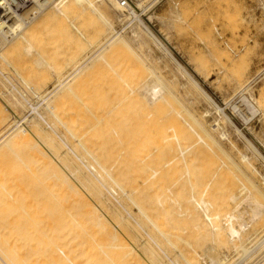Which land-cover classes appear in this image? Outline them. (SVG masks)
<instances>
[{
    "label": "rangeland",
    "instance_id": "1",
    "mask_svg": "<svg viewBox=\"0 0 264 264\" xmlns=\"http://www.w3.org/2000/svg\"><path fill=\"white\" fill-rule=\"evenodd\" d=\"M130 1L133 3L134 6H137V5L140 6L139 10H141V11L140 12L136 11L137 15L147 25L149 30H151L153 32V34L157 38H159L161 42H163L166 45V47L169 49L171 54L166 53L162 48H160V46L158 47V45L155 43L154 39L148 34V32H146V30H144L145 28H143V26L140 25L141 23H138V21L135 19L133 21L132 16H128L127 12H122L124 14V17L119 18L121 13L114 10L113 8H111L110 11L105 12V10H103L104 8L102 9V7L100 6L99 11L101 10V12H93L92 13L91 11L88 10V12L87 11H86V13L84 12V15H83V12L81 14L79 13L81 16L77 12H70L69 13L70 15L68 14L69 15L68 18L67 17L64 18L65 20L64 19H62V20L61 19H53L51 21L49 20V24H47L43 28V30L37 34L39 36H36V38H35L36 40H34V38H32L33 40L31 39V41L33 42V45H32L33 47H32L31 51L33 53L32 52L31 53L26 52L24 50V48H21L23 46H21V47L14 48L13 51H10L11 53H8L5 55L6 59H8L7 61L10 63L12 68H14L16 70L17 73H15V74L16 75L18 74L17 77L13 73V71L9 68V66H6V63L0 62V64H1L0 65V72H2L0 75L2 76L4 74L5 76L9 77V81L11 83V84L7 83L6 85L7 86H8V84L13 85L17 89V91H14V90L12 91V94L15 95V96H13L11 93L7 94L8 91H5L7 88L4 89V87L2 85H0V89L4 90V92H6L4 94V96L6 97L4 99L5 102L6 101L8 102L10 100L9 102L10 103L12 102L14 105V106H12L11 105L12 103L11 104L6 103V105L8 104V106H9V108H8L9 113L7 112L9 119L13 118L15 120H19L22 118V116H25L30 109V107H28L29 105L27 106L26 103H24V105H22L18 102L17 103L14 102L16 100V99L13 100L14 97L15 98L17 97V99H19V98H21V95L23 94L22 96H25L26 98L28 97L29 98L28 100L34 106L41 104L36 99V97L30 93V91L27 89V86H32L34 88V91L39 92L40 96L47 95V93L50 92L51 90H53L54 87L56 86V77L57 76H62L65 78L69 74L67 72H70V70H71L70 66L72 67V62H74L75 59H76L75 61L79 60L76 62V64H79V63H81V61L87 59L88 57H90V56L93 57L94 54H97V51L99 50V48H101L102 45L107 41V39H109L110 36L114 34V32L111 31L110 28L108 27L109 25L112 24L111 27L113 28V30L115 32L116 31L121 32V36L125 38V39L124 38L123 39L126 42L123 44L122 43L114 44L115 48L113 45L111 47V48H113L112 50L110 48L108 49L109 51L105 50L103 52V54H101L102 58L97 57V58H99V59H97L94 55L95 60H92V62L90 63V65L92 67L88 66L89 68L84 69L85 71H82L81 74L78 76V78L76 77V79H74L76 81V83H75V81L70 82L68 84V85H70L72 83L70 86H65V88H62L63 90L61 89V91L59 90L57 93H55L53 95L54 97H52V100H50L49 105L52 106L55 110V111L52 110L53 115L56 113V116H58L59 119H55L56 116L53 117V115L51 114L52 111L50 113L48 112L47 108L45 107V103L38 105L39 107L37 106L38 107L37 111L40 112L39 114H41L45 120L47 119L46 122H48L49 124H51L52 127H54V130L56 131V133L61 135L63 140L66 142L67 146L69 148L72 147L71 149L80 157V159H81V157H83V159L85 161L83 159H81V161H84L85 163H88V164H92L95 166V168H97V166H96L97 164H95L92 161V159H90L89 155H87L82 150V148L80 146H77L79 144V143L76 144V142H78V140H77L78 138H79V140H81L80 141L81 145L84 144V145H87V147H89L91 145L90 146L91 151L92 150L95 151V153H93L94 151H92V153L94 154V157H96L95 155L97 153H99V154H97L99 156V157H97V160L99 159L100 161H102V163L105 161L103 163V165L105 167L106 166L108 167V170L110 173H111V171L114 173V174L111 173L112 175L116 176L119 174L118 176L123 175V177H124L125 173H126V177H124L126 179L128 178V176H127L128 174H131V176L130 175L129 176L132 178V174H135V173H138L141 177L140 173L144 172L145 173V174L143 173L144 175L151 174L152 171H154V169L155 170L156 169L157 170L158 169L167 170L165 165H164V163L167 161L166 158L169 159V157H170V156L166 157L167 154L162 155L160 157L161 159L157 160V161H159V164H156L158 162H156L154 164L155 166L158 165L159 168H156V167L153 168L152 164L154 162H152V164L150 165L151 162H149V161L151 160L150 158L152 157V155H154L153 158L156 157L155 154L157 153V151H156L157 146H155V145H157L156 144V142L158 141L157 139H160L159 137H161V136H158V138H156V137L154 138V136H155V134L158 135L157 132L159 133V130L161 128L163 129L164 134L166 132L167 135H171L172 132L170 131V126H175V128L173 127L174 129H176V127L178 126L177 129H179V130H181L180 129L181 127H184V129H182V130L189 132L188 134L190 137L189 138L188 134H187V136L185 137V141H189V144H190V141H191V143L195 142L193 145L194 148L192 151L195 150L197 155L196 154L193 155L194 157L191 156V157H193V159H190L191 162H193V160H194V162L192 163L191 166L194 165L193 167H196L197 172H199V171L204 172V173L200 172V174H202L203 177L205 176V178H206L205 180L209 179L210 176H212V175H215L214 179H216V177H217V179L214 180L215 182L212 181V183H213L212 186L214 185L213 186L214 188L216 186L219 188H220V186L221 187L224 186V187H222V190H221V191H223V189H224V191L222 193L219 191L221 199L223 198V200H225V198H227V197H225L224 194L226 191H227L226 195H227V193H229L230 190H228V189H229V187H231V185H232V188L235 187V188H233V189H235V191H236V189H237V191H239V189L242 187L241 185H243L244 183H247L246 180H244V178L242 177L246 173L245 176L246 177L249 176L250 179H252L251 181L252 182L254 181V183H256V185H258L259 189H262V190H260L262 193H261V196L260 195L258 196V200L261 201L260 204L263 205L264 204V196H263L264 195V186H263L264 185V183H263L264 182V0H130ZM69 2L71 4V0H70L67 2L66 5H69ZM137 2L138 3L140 2V3L138 4ZM135 3H137V5ZM90 13H91V15H90ZM88 15H89V17H88ZM99 15L100 16L103 15L102 18H100ZM96 16H98V17H96ZM81 17L83 18L82 20H81ZM106 22H107V24H106ZM127 23H128V25L129 24L130 25L125 26ZM73 25H76L80 29L81 33L83 32L82 36H80L75 31V29L73 28ZM53 27H54V29H53ZM94 38L96 40H94ZM94 41H95V43H94ZM30 44H32V43L30 42ZM124 45H125V47H124ZM38 47H39V49H38ZM21 49L24 51H22ZM81 49H83V50H81ZM111 51H113V52L115 51L114 53H112L113 55L111 54ZM108 52H109V54H108ZM38 55H40V57ZM110 57H112V58L115 57L116 60L114 59V62H113V59ZM40 58H42V60H44L43 64H39ZM106 59H108V60H106ZM109 59H112V60L110 61ZM36 60L38 61V64H36V62H37ZM103 60L105 63H103ZM66 62H68L69 64L67 63V65H66L65 64ZM70 63H71V65H70ZM112 64L113 65L115 64L117 67L115 65L113 66ZM122 65H123V67H122ZM65 66H68L69 68H67ZM113 70H115V71H113ZM102 72H104V73H102ZM64 74H65V76H64ZM97 74H99V75H97ZM111 75L113 77H111ZM3 76L1 77V79H3ZM62 77H60V78H62ZM21 79H23L25 81V84L27 86L24 85V83H23V81H21ZM77 79H78V82L79 83L81 82L82 84L77 83ZM96 79H97V81H96ZM95 81H96V83H94ZM84 82L86 84H88L89 87H88V85H85ZM0 83H1V81H0ZM161 83L163 84V86ZM153 84L161 85L160 88L162 87V89H163V90L160 89L162 92L160 91L161 95H159L158 99L156 100V103H154L155 101H152L150 96L145 92L149 87H152ZM10 85L8 87H10ZM79 85H80V87H79ZM76 86H78V88ZM74 87H76V88H74ZM72 88L75 90L77 89V91H74V90L72 91L71 90ZM69 91H71V93H69ZM15 92L17 93V95ZM67 93L69 95H67ZM19 95H20V97H19ZM67 97H68V100H67V102H65V99H67ZM242 97H245L248 101H250L251 104L254 103V106H255V108H257L256 110L258 111L254 116L250 117L251 119L247 123L246 122L244 123V121L240 119L239 115L236 112L232 111L233 105L235 106L236 104H237V107H239L240 111H242L243 109L245 110V106H241V103H238L242 99ZM55 99L57 101H55ZM58 99H60L61 102ZM70 99H71V101H70ZM53 102H55V103H53ZM57 102H58V105L56 107ZM137 103L139 104L138 106H137ZM72 104H74V105H72ZM21 106H23V107H21ZM140 107H141V109H140ZM126 109H127V112H125ZM162 109L164 110L163 112H161ZM219 109L221 110L220 112H219ZM141 110H143V111H141ZM159 112H161V113H159ZM244 112H246V110ZM81 113H82V115H81ZM124 113H126V114H124ZM206 113L208 115H206ZM177 114H178V116H177ZM160 115H162V116L160 117ZM190 115H192L194 118L195 117L196 118L194 119ZM59 116H61V117H59ZM102 116H103V118H102ZM120 117H121V119L123 117V119L121 120ZM190 117H191V119H190ZM60 118H61V120H60ZM70 118H72V119H70ZM130 119H133V120L131 121ZM59 120L60 121L63 120L62 121L63 123L67 122L66 126L64 123V126H65L64 129L62 128L63 127L62 122H59ZM10 121L12 122V120H10ZM132 122L135 125L132 124ZM109 123H110V125H109ZM215 123H217V126L214 127L215 128L214 130H212L211 125H214ZM67 124H68L69 128L67 127ZM122 124L124 126L126 124V126L124 127ZM181 124H183V125H181ZM199 124H201V126L205 127L211 133L213 138L216 139L215 141H217V143L220 145L221 149L217 150V149L212 148L213 151L208 150L211 148L209 146H207V144H206L207 142H205L206 140L201 141V142L198 141V143L196 142L199 139V138H197V135H198L197 133L201 130V129H198ZM25 125H27V124L24 123L23 126H25ZM196 125H198V126H196ZM44 126H46V125L44 124ZM73 126H75V127H73ZM79 126L81 129L79 128ZM129 126H130V128H129ZM131 126H132V128H131ZM166 126H167V128H166ZM191 126H193V128ZM66 127H67V129L71 128L72 130H74L73 132L76 131L75 133H76L78 138H76L75 140H77V141H75L67 133ZM194 127H195V129H194ZM73 128H75V129H73ZM190 128L192 130H190ZM195 130L196 131L198 130V132H196ZM192 131H195V132H192ZM126 132H129L130 134L126 133ZM200 132H202V131H200ZM143 133H145V137L142 136V135H144ZM192 133L196 134L197 140L195 138H193L195 135H193ZM139 134H142V135L139 136ZM153 134H154V136H153ZM164 134L160 133V135H164ZM166 134H165V136H166ZM202 134L203 133H201V135ZM94 135H95V137H94ZM126 135H128V137H126ZM137 136H139L140 140L137 139ZM149 136H151L150 138L152 141H150ZM83 137H85V138H83ZM131 137H133L132 140H134V141L131 140L132 144L134 142L136 146H139L141 144H142V146L137 147V149H136V146L134 144H133L134 146L132 144H131V146H128L127 144L130 143L129 140L131 139ZM140 137L141 138L144 137L145 139H143V140H145L146 142L142 141ZM198 137L203 138L204 135L200 136V134H199ZM125 138H127V141H125L126 140ZM146 138H149L148 139L149 141L146 140ZM83 140H84V143L82 144ZM135 140L138 142H136ZM140 141L142 143H139ZM143 142L146 144L143 145ZM153 142L155 143V144H153L155 146L153 148H156L154 150L152 149V146H151L152 145L151 143H153ZM58 143L61 146L63 145L60 142H58ZM149 144H151V145H149ZM185 144H188V142H186ZM117 146H119V147H117ZM146 146H148L147 148L149 150L146 148V152H145V149H143V148ZM150 146H151V148H149ZM74 147H76V148H74ZM129 147H133V148L135 147L134 151H132L133 148H131V152H129L130 151ZM140 147L142 148L141 152L139 151L141 149ZM207 147H208V149H207ZM1 149H3V148H1ZM14 149L15 148H12L11 150L15 154L16 153L18 154L17 149H15L16 152L14 151ZM66 149H67V147H66ZM66 149H65V146L63 145L61 150L64 151ZM88 150H90V149H88ZM9 151H10L9 149L4 150V151H2V150L0 151V153H1L0 155L3 156V157L0 156V172L2 174L4 173V175H2L0 173L1 174L0 175L1 176L0 177V182H1V184H0V188H1L0 189L1 190L0 191L1 192L0 193V199L1 198L3 199V200L1 199V202L2 201L3 202L8 201L10 194H8V195L6 194L9 197H6L7 200H5L6 199L5 197H3V196L1 197L2 191H4L9 186V184H8L9 181H12L17 186L18 184L14 182V181L17 182L16 178L17 179L22 178V182L23 181H24V183L26 182L25 184L24 183L21 184V180L20 179L18 180V182L20 181L19 184H21V187H24L26 190H24V189L20 190L21 189L20 187H19L20 189H18L17 187L19 185L17 187L15 186V188L18 189L17 190L18 192L23 191V190L26 192V194L28 195V197L26 196L27 200L30 202H28L26 199H22V200H26L27 204L28 203L30 204L32 201L34 202L35 201L34 199H36V198H40L43 200V199H46L48 196H50V195H48L49 194L48 192L51 193V191H50L51 188L49 187V185H51V184L48 182H50V181L52 182V180L49 179V177L47 176V173L44 170H41V168L39 166L38 167L40 169L37 167V165L35 166L33 160L30 161V159L27 158L28 156L24 157L23 154H20V156H22L20 158L21 159L20 160L19 158H16L14 153H11L12 151L11 152H9ZM115 151H117V153ZM138 151H139V154H137ZM154 151L156 153H154ZM197 151H199V152H197ZM4 152H5V154H4ZM66 152H67V150H66ZM106 152H108V153H106ZM135 153L138 156H136ZM141 153H144L145 155L141 154ZM81 154L83 156H81ZM68 156L70 158L73 157L72 155H70V153H68ZM243 156H245V158H243ZM123 157H125L124 158L125 161H124ZM195 157L197 158V160ZM11 159H13V160L11 161ZM87 159H89V160H87ZM115 159H116L117 163L120 162V164L121 165L123 164L124 167L121 166L120 164H117ZM127 159H128V161H127ZM132 159H133V162H132ZM195 160H196V162H195ZM243 160H244V162H243ZM27 161H29V162L27 163ZM231 161L233 162V165L231 164L232 163ZM5 162H7V166H6ZM9 162H11V163H9ZM125 162L127 165L125 164ZM127 162H129V164ZM197 162L199 163L200 166L197 164ZM234 162H235V164H234ZM102 163L100 162V165ZM247 163H249V164H247ZM20 164H21V167L19 166ZM26 164L28 166H29V164H31L30 165L31 167L30 166L29 167L33 168L32 169L33 173H31L32 172L31 169L26 170L27 169V167H25ZM8 165H11L10 166L11 170H12V168L17 167L16 169L17 170L19 169V173H17V171H14V173H13V171L10 172V170H9L10 168L8 167ZM141 165H142V169H141ZM195 165H197L198 167ZM210 165H211V167H210ZM126 166H128V167L126 168ZM134 166H136V168H138V169L140 167L141 170H137V169L134 170ZM235 166L237 167V169ZM2 167L6 170H9V171L5 170L6 171L5 172ZM113 167L116 170L113 171ZM119 167L120 168L122 167V168L120 169ZM36 168H37V170H36ZM130 168H132V169H130ZM199 168H200V170H199ZM204 168H205V170H204ZM110 169H111V171H110ZM192 169H190V171H192ZM214 169H216V170H214ZM97 170H100V168L98 167ZM24 171H25V173H24ZM27 171H28V174H27ZM139 171H141V172L139 173ZM215 171H216V174H215ZM241 171H243V172H241ZM249 171L251 172V174L253 176L250 175ZM21 172H23V173H21ZM100 172H101V174H103L101 170H100ZM115 172L116 173L118 172V173L115 174ZM180 172L182 174L183 170L181 169ZM180 172L177 171L176 175L181 176ZM194 172H195V170H194ZM6 173L8 175L11 173V175H9V178H8V175L6 176V178H8V179L4 178ZM135 175H133L134 179H136L134 177ZM28 176H29V178H28ZM174 176L175 175H173L171 177V179L173 178V181L175 180V178H178V176L177 177L175 176V178H174ZM226 176H227V178H226ZM12 177H14V178H12ZM103 177L105 178V176H103ZM144 177L145 176H143L141 178L143 179ZM146 177H148V175H146ZM10 178H12V179L10 180ZM43 178L44 179L47 178L49 181H47V179L44 180ZM13 179H15V180L13 181ZM138 179H140V178L138 177ZM138 179H136L135 185H134L132 179H131V182L133 184H130L131 182L129 181L130 180L129 178H128V181L126 180L128 183L130 182L129 184H127L129 187V189L127 188L128 194L131 192L130 187L132 185L136 186V184H138V186H139L138 182H140V184H142V185L145 184V182L142 183ZM144 179H143V181H144ZM171 179H170V175H169L166 178V180L164 181V187L165 188L169 187L173 191L174 187H177V186H176V182L174 183ZM226 179H229V180H226ZM3 180H5V181H3ZM105 180L108 183V185H111V182L108 181L109 180L108 178L104 179V181ZM225 180H226V182H225ZM27 181L30 185H28ZM168 181H170V182H168ZM228 181H229V184H228ZM127 182H125V183H127ZM171 182H173V183H171ZM6 183L8 185H6ZM13 183L11 185H13ZM32 183L36 186L33 187L34 185ZM38 183L41 184V186ZM2 184H4V185H2ZM227 184H228V188H227ZM1 185L3 187H1ZM129 185H131V186H129ZM173 185H175V186L173 187ZM185 185H187V184H185ZM27 186H30V187H27ZM112 186H114V185L112 184ZM138 186H136L137 190L135 189V192L137 191V193H135V198H136V202H137V199H139L138 203H140L141 207H143V205H144V207L146 206L144 212H146V210H147V213H145V214H147L148 216H151L150 214L155 215V216H152V218L155 219L157 223H159V220L161 219V217H162V220L165 218L164 221H162V222H163L165 228L168 229L167 230L168 232L170 231V229L174 230L175 234L173 233V235H176V234H177L176 236L181 235L180 231H182V228H183L185 230V232H187V233H184L182 231L183 232L182 235L184 237L183 236H181V237L183 239L187 240V242H191L193 240L192 241L193 243H190V244L195 248L194 251H196V249L198 250L194 254L199 255L200 252L202 253L201 250H203V248L201 249V247H200L201 244H199L200 242H198V241H200L201 236H199L200 234H197V233H195V231L192 230V227H194L195 222L192 219V217L188 215L187 212H184V210L186 211V209L189 207L186 199L176 196L175 192H174V194L171 195V197L174 195V198H171V200L173 199V202L177 201L178 199L175 198V196H176L183 203H181V201H177V202L173 203L172 201L169 202L170 201L169 200L166 203L167 206L165 205L166 207H163L164 205L161 206V207H163V209L162 208L159 209V207H160V204H159V206H158L159 210H158L157 204H155V202H153V201L151 202L150 197H148L149 196L148 194L150 192L148 190V188L146 191L145 186H139V187ZM10 187L11 186H9L8 188H10ZM183 187H184V185H183ZM185 187H186L185 189L187 190L188 186H185ZM2 188H3V190H2ZM115 189L117 191L116 187H115ZM14 190H11V191L14 192ZM41 190H43V191H41ZM131 190H132V188H131ZM187 191H185L183 189V192H186V194L188 195ZM4 192H8V189H7V191L5 190ZM13 192H11L12 198L10 197V200L12 201L14 199L13 201L14 202L16 201V203H15L16 206H18V204H20V203L25 204V202H23V201L22 202L20 201L19 203L17 202L19 199H21L22 196H24L23 193H25V192H19V194H16L17 196L15 195L16 197L14 196V194H12ZM145 192H148V194ZM166 192H167V190H166ZM181 192H182V190H181ZM43 193H44V195H43ZM52 193H54V192H52ZM118 193L120 194L121 192L118 190L117 196L119 195ZM138 194L139 195L141 194L140 196L142 197V199H141V197H139ZM146 194L148 195L147 197L149 199V202H148V199H146L147 197H145ZM242 195H240V196H242ZM4 196H5V194H4ZM37 196H39V197H37ZM45 196H46V198H43ZM119 196L123 201L126 200V202H123L121 204L123 207H125L126 210H128V212H130V214L132 216L131 219L129 218V220L131 221L130 225L133 226V228H135V230H136L135 234L137 235V233H138V235H139V236L137 235V237L135 238V235L133 234L134 232L131 231L132 235L134 237V240H135L134 242L138 245L137 249L140 252H142V254L144 255L145 252H143L142 249H140L145 245L144 242L149 243V245L156 248L155 245L151 241L148 240V238L146 236L148 234L149 236H151V238H153L155 243L159 244L161 250H163L167 256L169 255L170 258L173 257V260L175 262L177 260L176 263H178V264L179 263L184 264L183 262H181V260H178L180 258H177V256L174 254L173 251L171 252V249H169V247H167L168 245L165 244V242L163 240L161 241V239H159V236L157 235V233L154 232V230H152V228L150 227V225L148 224L146 219L142 216V214L138 211V209L134 207L133 203L131 205V203L128 201L129 198L125 197V196L123 198V196L121 194ZM14 197L15 198L18 197V199H15ZM48 198H49L48 200L47 199L44 200L45 201L44 202L45 204L43 203L44 206L42 205V203L39 204V205H42V207H44V209H43L40 206L41 210H43L44 212L42 211L43 212L42 216H38L39 215L38 214L36 217H38V218L40 217V219H42V221H44V220L46 221L50 218V217L48 218V215L51 213L47 210V207L49 210H51L52 206L50 205L51 207L49 208V204L50 203L52 204L53 202H49V201H53L54 199L52 197H48ZM109 198H111V197L109 196ZM131 198H133V197H131ZM30 199H32V201ZM143 199L146 201H144ZM174 199H177V200H174ZM39 200H36V203H34V204L36 205ZM122 200H120V202H122ZM60 201L63 203V201H64L63 198ZM112 201L115 202L113 199H112ZM1 202H0V206L2 204ZM14 202L12 203L13 205L12 204L10 205L8 203L10 205L9 208H11L13 206L15 208V209L13 208L14 210L12 208L9 209L13 215H15L18 212L17 210H19L18 209L19 206L16 208L14 205ZM33 202L31 203L32 205H33ZM48 202H49V204H48ZM38 203H40V202H38ZM148 203H150L151 205H149ZM168 203H170V205ZM176 203H178L179 205L177 206ZM184 203H186V205H184ZM3 204H7V202H5ZM46 204H48V205H46ZM55 204H57V207L60 206V205L58 206V203H55ZM64 204L68 205L67 201ZM114 204H117V203L115 202ZM171 204H173V206ZM180 204H181V207H180ZM65 205H63L64 209L67 207ZM249 206L250 205L248 203L243 204L240 208V212L238 213L239 215L241 214V216H242V217L238 218V220L240 221V223L244 224V230H242L240 232L241 241L239 243L235 239L236 241L234 240L232 242L233 244L238 243L239 245L242 246V248L244 247L243 249L245 251H247V253H246L247 255L243 254L244 252L241 251L242 249H238L236 252H235V250L233 251V249H230L229 251H226V250L224 251L222 249H218L217 247H215L211 240H209L207 243L205 242L206 245L209 243L208 246H214L220 252L222 250V252L220 253L222 257L227 255L228 259L223 264H264V231H263V228L261 230V228L259 229V226H258V221H259V219H261V217L264 216V213H263V215L255 218V221H256V223H255L254 219L251 218V214H252L251 210L253 208L250 209L251 206L250 207ZM40 207H39V209H40ZM144 207H143V209H144ZM184 207H185V209H184ZM60 209L62 210L63 208L60 207ZM68 209H71V208L68 207ZM4 210H8V209L4 208ZM54 210L56 211V209H54ZM54 210H52V211H54ZM59 210H58V213H59ZM61 210H60V212H61ZM153 210H154V212H153ZM157 210H158V213H157ZM196 210H197L196 211L197 215H200L199 212H201V210L199 208ZM1 211H0V216H1ZM38 212L40 213L41 211H38ZM48 212H49V214H48ZM122 212L124 215H126V213L123 210H122ZM163 212H165L167 214H165V213L163 214ZM178 212H179V214H178ZM11 213H9V216L7 215L8 213L7 214L5 213L7 215L5 218V219H7V221L3 220L4 219L3 216H1V217H3V219L0 217V219H2V220H0V224L2 223L0 225V228L3 227L4 225L9 227V228L11 226L12 227L14 226L16 229H17L16 226H18V228H19V226L22 227V225H20V224H22L23 221H25V218L22 222L20 221L21 223H19L18 219H21V218H17V215L19 213H17L15 215L16 217L13 216ZM61 213H63V211ZM2 214H4L3 211H2ZM54 214H52V215H54ZM185 214H186V216H185ZM187 216L189 218H187ZM36 217H35V219H33V222H34V220L37 219ZM45 217L47 219H45ZM59 217L62 218V216H60V214H59L58 218ZM221 217L223 218V216H221ZM14 218H15V221L12 220ZM28 218H30V217H28ZM28 218H26V219H28ZM32 218H33V215L31 216L30 220ZM52 218H54V217H52ZM55 218H56V214H55ZM58 218H56V219H58ZM222 218H220V219L222 220ZM157 219H159V220L157 221ZM30 220H26V223H27V221H30ZM134 220H135V222L138 223V225L140 227L135 224ZM37 221H39V220H37ZM16 222H18L17 225H16ZM31 222H32V220H31ZM224 222H222V223H224ZM140 223H142V224H140ZM186 223H188V225H189L188 227L186 225H184ZM30 224L31 223L29 222V225ZM29 225L28 224L26 225L27 229H28ZM32 225H31V227L29 226L30 229H34V225H36V222L33 226ZM190 225H191V227H190ZM225 225L223 224V226H225ZM23 226L25 227V225H23ZM253 226H254V228H253ZM24 227L22 229H24ZM9 228H6V229L9 230ZM36 228H37V226L35 227V229ZM257 228H258V231H257ZM2 229L4 230V228H2ZM2 229H1V231L3 232ZM7 230H4V231H7ZM24 230L27 231L26 228ZM24 230H22V231H24ZM175 230L176 231L179 230V233L175 232ZM28 231H29V229H28ZM131 232H129V233L131 234ZM3 234L7 235L5 232ZM170 234H172V233L170 232ZM193 234L194 235L196 234L195 235L196 237L193 236ZM188 240H190V241H188ZM139 245L140 246L143 245V246L139 247ZM158 250L159 249L156 248V251L159 253L160 251H158ZM99 253H100V256H102L101 252L98 251V254ZM201 253L197 257H194V255L192 253V256L196 259H194L191 255L188 254V256H189L188 259L189 260L193 259V261H195L194 264H210L207 256L204 255L203 253L202 254ZM147 255H145L143 257L146 258ZM160 255L163 258H165V256L162 255L161 252H160ZM161 256H160L161 260L164 261V259ZM201 257H202V259H201ZM102 258L105 259L104 256H102ZM147 259H148V256H147ZM203 259H205V260H203ZM109 261H106V263L103 262V264H111V263H109ZM166 261H167V258H166ZM139 262H142V261H139ZM128 263L138 264V262H134V261H130V262L128 260L125 261V264H128Z\"/></svg>",
    "mask_w": 264,
    "mask_h": 264
},
{
    "label": "bare ground",
    "instance_id": "2",
    "mask_svg": "<svg viewBox=\"0 0 264 264\" xmlns=\"http://www.w3.org/2000/svg\"><path fill=\"white\" fill-rule=\"evenodd\" d=\"M68 1H70V0H0V62L6 63V66H9V68L13 71L14 74L17 73L16 70L14 68H12V66L10 65V63L7 61L8 59H6V57H5L6 54L11 53L10 51H13L14 48L21 47V46H23L21 48H24V50L26 52L31 53L32 52L31 50H32V47H33L32 46L33 45V42L31 41V39L34 38V40H36L35 39L36 36H39L37 34L40 33L47 24H49V20L50 21L53 20V19H61L62 20L64 18H66V17L68 18V16L70 15L69 14L70 12H77L78 14L79 13L81 14L83 12V15H84V12L86 13V11L88 12V10L91 11L92 13L93 12H101V10L99 11V7L100 6L102 7V9L104 8L103 10H105V12L106 11H110L111 8H113L114 10L120 12L121 14H120V17L119 18H121V17L123 18L124 17V14L122 12H124L126 10L127 15L128 16H132L133 21L135 19V20L138 21V23H141L140 25H142L143 28H145L144 30H146V32H148V34L154 39V41L158 45V47L160 46V48H162L166 53L171 54V52L166 47V45L163 42H161L160 39L157 38L153 34V32L151 30H149V28L147 27V25L137 15V12L136 11H139V12L141 11V10H139V7L140 6L137 5L138 2L135 3L137 6H134L133 3L131 2V4H129L127 7H123V6H121L122 0H71V4L69 2V5H66ZM90 15H91V13H90ZM102 16L99 15L100 18H102ZM88 17H89V15H88ZM96 17H98V16H96ZM82 19L83 18L81 17V20ZM128 23L125 26H129L130 24L128 25ZM106 24H107V22H106ZM111 25H109L108 27L110 28L111 31L114 32V34L111 35L109 39H107V41L102 45L101 48H99V50L97 51V54H94L96 58L97 57L102 58V55L101 54H103V52L105 50H108L109 48L112 50L113 48H111V47L114 44H116V43H122L123 44V43L126 42L124 40L125 38L121 36V32H118V31L115 32L113 30V28L111 27ZM73 28L75 29V31L80 36H82V33L83 32L81 33L80 29L76 25H73ZM53 29H54V27H53ZM94 40H96V39L94 38ZM30 42L32 44H30ZM94 43H95V41H94ZM124 47H125V45H124ZM114 48H115V45H114ZM38 49H39V47H38ZM24 50H22V51H24ZM81 50H83V49H81ZM114 52L111 51V54L114 53ZM108 54H109V52H108ZM94 55H93V57H94ZM38 56L40 57V55H38ZM93 57L90 56L87 59L81 61V63H79V64H76V62L79 61V60L75 61L76 60L75 59L74 62H72V67L70 66V69H71L70 72H67L69 74L65 78L62 77V76H57L56 77V86L54 87L53 90H51L50 92L47 93V95H44V96H40L39 92L38 91H34V88L32 86H27L25 84V81L23 79H21V81H23L24 85L27 86V89L30 91V93L32 95H34L36 97V99L39 101V103H41V104L42 103L43 104L45 103V107L47 108L48 112L50 113L52 110H54V108L49 105L50 100H52V97H54L53 95L55 93H57L59 90L61 91V89L62 88H65V86H70L72 84L71 83L70 85H68L70 82L75 81L74 79H76V77L78 78V76L81 74V72L82 71H85L84 69L89 68L88 66H91L90 63L92 62V60H95V57L94 58ZM99 58H97V59H99ZM110 58H112V57H110ZM112 59H113V62H114L115 57L112 58ZM112 59H109V60L111 61ZM39 60H40L39 61V64H43L44 63V60H42V58H40ZM106 60H108V59H106ZM67 63L68 62H66L65 64L67 65ZM103 63H105L104 60H103ZM36 64H38V61L36 62ZM70 65H71V63H70ZM65 67L69 68L68 66H65ZM122 67H123V65H122ZM113 71H115V70H113ZM1 73L2 72H0V74ZM102 73H104V72H102ZM17 75H16V77H17ZM97 75H99V74H97ZM64 76H65V74H64ZM1 77H0V81H1L0 85H2L4 87V89L7 88L5 90V91H8L7 94H9V93L12 94V91L13 90L14 91H17V89H16L15 86L10 85L11 83L9 81V77H7L5 75L3 76V79H1ZM60 77H62V78H60ZM111 77H113V76L111 75ZM96 81H97V79H96ZM96 81L94 83H96ZM7 83H10V84H8V86L10 85V87H8L6 85ZM75 83H76V81H75ZM77 83H79L78 82V79H77ZM85 85H88V84L85 83ZM160 86L161 85H158V84L155 85V84H153L152 87H149L145 91L150 96L151 100L152 101H155L154 103H156V100L158 99L159 95H161L160 94L162 92L161 90H163L162 87L160 88ZM162 86H163V84H162ZM76 87L78 88V86H76ZM76 87H74V88H76ZM79 87H80V85H79ZM88 87H89V85H88ZM71 90L72 91L73 90L74 91H77V89L75 90L73 88ZM5 93L6 92H4V90L0 89V151L1 150L4 151V150L9 149L10 150L9 152H11L12 151L11 149L12 148H15V149H17L18 154L17 153L15 154L13 151L11 153H14L15 156H16V158H19L20 159L22 157V156H20V154H23L24 157L25 156L26 157L28 156L27 158H29L30 161L33 160L35 166L36 165H37V167L39 166L41 168V170H44L47 173V176L49 177V179L52 180V182L51 181L48 182V183L51 184V185H49V187L51 188V189L49 188L50 191H51V193L48 192L49 193L48 195H50L48 197H52L54 199L53 201H49V202H53L52 204L51 203L49 204V202H48V204H49V208L51 206H52V208L53 207L54 208L53 209L51 208V210H49L48 207H47V210L51 213V214H49V212H48V214H49L48 215V218L49 217L50 218L48 220H46V221L45 220L42 221V219H40V217L38 218L36 216L38 214H39L38 216H42V213L44 211L41 210V207H42V205L44 206V204H45L44 203L45 202L44 200H46V199L48 200L49 199L48 197L46 198L47 195L45 197H43V198H46V199H43V200L40 199V198H36V199H34L35 201L33 202L32 199H30L33 202V205L31 204L32 202L30 204L28 203L29 204L28 205L26 203V200H27L28 195L24 191L26 189L24 187H21V184L24 183V181L22 182V178L21 179L19 178L21 180V184H19L20 181L18 182L19 179L16 178L17 182L14 181L15 179H13V181L19 185V186L17 185L18 187L12 181H9L10 183L8 182V184L11 187L8 188L9 186L7 187L6 185H8V184L6 183L5 186L7 188L5 187L6 188L5 190L7 191V189H8V192L9 193L8 192H4L5 191L4 190V191H2L1 197L2 196L5 197V198L6 197H9V196H7L8 194H10V197H11V192H13L11 190H14V189L15 190L12 193V194H14V196L16 194H19V192H25V193H23L24 196L21 195L23 198L21 197V199H19L17 201L18 203L20 201L21 202L23 201V202H25V204L24 203L23 204H21V203L18 204V206H19L18 209L19 210L16 209L18 211V212L17 211L16 212L19 213L17 215V218H21L22 219V220L21 219H18V222L21 223L24 220V218H25V221H23L24 224L23 223L20 224V225H22V227L19 226V228H18V226H16L17 229L14 226H13L14 228L12 226L9 228V227H7L5 225L0 228V264H103V262L106 263V261H109V260H110L109 263H111V264H125V261H127V260L129 262L130 261L138 262V264H178V263H176L177 260L175 262L173 260V257L170 258L169 255L167 256L166 253L163 250H161L159 244L155 243L154 240H153V238H151V236H149L148 234L147 235L145 234L147 236L148 240L151 241L155 245V247L157 249H159L158 251H160L162 253V255L165 256V258H163L160 255V252L158 253L156 251V248H154L151 245H149V243H145L144 241L143 242H144L145 245L144 246L141 245L143 247L140 248V249H142L143 252H145L144 255L142 254V252H140L137 249L138 245L134 242L135 240H134V237L132 235V232H134L133 234L135 235V238L137 237L138 233L136 232L137 233V235H136L135 234V231H136L135 228H133V226L130 225L131 224L130 223L131 221L129 220V218L131 219L132 216H131L130 212H128V210H126L125 207L122 206L121 203L126 202V200L123 201L120 198V196H119L120 194L123 196V198H124V196L129 198L128 201L131 203V205L133 203L134 207L138 209V211L146 219V221L148 222V224L150 225V227L152 228V230H154V232L157 233V235L159 236V239H161V241L163 240L165 242V244L168 245V246L167 245L166 246L169 247V249H171V252L172 251L174 252V254L177 256V258H180L178 260H181V262H183L184 264H194L195 261H193L192 258H191L192 260H189L188 259V257H189L188 254L192 256V253H193L194 257H197V256L200 255L201 252L199 253V255L194 254L198 250L196 249V251H194L195 248L190 244V243H193L192 242L193 240L191 242H187V240H185V239H183L181 237V236H183L182 235L183 232L184 233H187V232H185V230L182 228V231L183 232L180 231L181 232L180 233L181 235H178V236H176L177 234L176 235H173L174 230L170 229V231L168 232L167 231L168 229L165 228V226H164V224L162 222V221H164L165 218L162 220V217H161V219L158 217L160 220L157 219V221L159 220V223H157L156 220L152 218V216H155V215L150 214L151 216H148L147 214H145V213H147V210H146V212H144L146 206L144 207V205L142 204L143 207H144V209H143V207H141L140 203H138L139 202V199H137V202H136L135 193H137V191L135 192V189H136V186H138V184H136V186H134V185H135L136 179H138V177L140 178L138 180H140L142 183L145 182V184L142 185V184H140V182L137 181L139 183V186H145L146 187L145 188L146 191H147V188L150 191L149 194H148V192H145V193H147L149 195L148 196L146 194L145 197H147V196L150 197L151 202L153 201V202H155V204H157V209H158L159 204H160L159 209L160 208L163 209V207H166L167 206L166 203L169 200H170L169 202H171V201L173 202V199L171 200V198H174V195L172 197H171V195L174 194V192H175V195L176 196L182 197V198L186 199L189 207L188 208L186 207L187 209H186V211L184 210V212H187L188 215L191 216L192 219L194 220L195 224H194V227H192V230L195 231V233L200 234L199 236H201V237H200V241H198V242H200L199 243V244H201L200 247H201V249L203 248V250H201V251H202V253L204 255L207 256V258L209 259V263L210 264H223L228 259L227 255L226 256H223V257L221 256L220 253L222 252V250L229 251L230 249H233V251L235 250V252H236L238 249H242L241 251L244 252L243 253L244 255L247 253V251H245L243 249L244 247L242 248V246L237 243V242L240 243V241H241L240 232L242 230H244V224L240 223V221L238 220V218H240L242 216H241V214L239 215L238 213L240 212L241 206L243 204H247L248 203L251 206V207L249 206L250 209L253 208L251 210V212H252L251 218L254 219V221H255V218L263 215V213H264V204L263 205L260 204L261 201L258 200V196L259 195L261 196V193H262L260 190H262V189H259L258 185H256V183H254V181L252 182L251 181L252 179H250L249 176L246 177L245 176L246 173L244 172L245 175H243L242 177L244 178V180H246L247 183H244L243 185H241L242 187L239 189V191H237V189L235 191V189H233L235 187L232 188V185H231V187H229V189H228V190H230L229 193H227V195H226V192H227L226 191L225 194H224L225 197H227V198L224 197L225 200H223V198L221 199V196L219 194V191L222 193L224 191V189H223V191H221V190H222V187H224V186H222V187L220 186V188L217 187V186H216L217 188L216 187L214 188L213 187L214 185L212 186V184H213L212 181L216 180L217 177H216V179H214L215 178V175H212V176H210L209 179L205 180L206 179L205 176L203 177V175L200 174V172H201V171H199L200 168L198 170L199 172H197L196 171V167H193L194 165L191 166L192 163L194 162V160H193V162H191L190 159H193V157H194L193 155L196 154V151L195 150L192 151L193 148H194L193 145H194L195 142L194 143H191V141H190V144H189V141H185V137L187 136V134L189 132L182 130V129H184V127H181L180 128L181 130H179V129H177L178 126L176 127V129H174L175 126H170V131L172 132L171 135H167L166 132H165V134H166V136H165L164 131H163L162 128H161L162 130L159 128L162 132L159 130V133L157 132L158 135L155 134V136H154V134H153L154 138L155 137L158 138V136H161V137H159L160 139H157L158 140L156 142L157 145H155V146H157V150H156L157 153L154 151V153H156L155 154L156 157L153 158L154 155H152V154H151L152 157L151 156H150L151 158L149 157L151 159L149 161V162H151L150 165L152 164V162H154L152 164L153 165V168L154 167L159 168L158 165L155 166L154 164L156 162H158L156 164H159V161H157V160H160L161 159L160 157L162 155L167 154L168 156L166 155V157H169L170 156L169 159L166 158L167 161L164 163V165H165V167H166L167 170H160V169H158L159 170L158 171L157 169L156 170L154 169V171H152L151 174H146V175H148V177H146V175H144L145 174L144 172H143L144 173L143 174V173H140L141 171H139V173L141 174V177L145 176L144 177L145 179L143 178L144 181H143V179L140 177V175L138 173H135L136 175L135 174H132V178L130 177L131 174H128L127 173L128 174L127 176L130 179L129 181L131 182V179H132V181L134 183V185H132V186L129 185V186H131L130 187V191H131L130 193L131 194L130 193L128 194L127 188L129 189V187H128L127 184H129L130 182L129 183L127 182L128 181V178L127 179L124 178V177H126V173H125V176L124 177L122 175L123 173L121 174L122 176H118L119 174L116 175V176L115 175H112L111 173H113V172L111 171V169H110V171H111V173H110L109 170H108V167L106 166L107 167L106 168L103 165V163L105 161L102 163V161H100L99 159L97 160V157H99L97 154H99V153H97L95 155L96 157H94V154L93 153H95V151L92 150V151H94L92 153L91 147H90L91 145L89 147H87V145H84L83 143H84V140L85 139L82 141V144L84 146L81 145V142H80L81 140H79V138L77 137V135L75 133L76 131L73 132L74 130H72L71 128L70 129L72 131L70 129H67V127H68V124H67V127H66L67 133L74 140L76 138H78L77 139L78 142H76V144L77 143H79V144L77 146H80L82 148V150L87 155H89L90 159H92V161L95 164H97L96 165L97 168H95V166L92 165V164L85 163L84 162L85 160L83 159V157H81V159H83L84 161H81L80 157L71 149L72 147L69 148L67 146L66 142L61 137V135H59V134L56 133V131L54 130V127H52L51 124H49L48 122H46L47 119L45 120L44 117L41 114H39L40 112L37 111L38 110L37 108L39 107L38 105H41V104H38V105L36 104L38 107L37 106H34L32 103H30V101L28 100L29 99L28 97L26 98L25 96H22L23 94L21 95L19 93L21 95V98L17 99V97L16 98L15 97L14 98L12 97L13 100L16 99L14 102H16V103L18 102V103H20L22 105H24V103H26L27 106L29 105L28 107H30V109L27 112V114L25 116H22V118L19 119V120H15V119H13L11 117H10L11 119H9V117L7 115V112L9 113V111H8V108H9L8 104H11L12 102L10 103L9 102L10 101L9 99H8L9 100L8 102L7 101L5 102V100H4L6 98L4 96ZM69 93H71V91H69ZM16 95H17V93H16ZM20 95H19V97H20ZM67 95H69V94L67 93ZM13 96H15V95H13ZM58 100H60V99H58ZM67 100H68V97H67V99H65V102H67ZM55 101H57V100L55 99ZM70 101H71V99H70ZM60 102H61V100H60ZM6 103H8V104L6 105ZM53 103H55V102H53ZM238 103H241V106H245L246 112H244L245 111L244 109L242 111H240L239 107H237V104L235 106L233 105L232 111L233 112H236L239 115L240 119L244 121V123L245 122L246 123L249 122L250 119H251L250 117L251 116H254L258 112L256 110L257 108H255L254 103L251 104L250 101H248L245 97H242V99ZM11 105L14 106L13 103ZM57 105H58V102L56 104V107H57ZM72 105H74V104H72ZM138 105L139 104L137 103V106ZM21 107H23V106H21ZM140 109H141V107H140ZM141 111H143V110H141ZM163 111L164 110L162 109L161 112H163ZM220 111L221 110L219 109V112ZM125 112H127V109L125 110ZM161 112H159V113H161ZM51 114L53 115V111H52ZM124 114H126V113H124ZM81 115H82V113H81ZM206 115H208V114L206 113ZM55 116H56V113L53 115V117H55ZM103 116H102V118H103ZM161 116L162 115H160V117ZM177 116H178V114H177ZM190 116H192V115H190ZM56 117H55V119H59L58 116H56ZM59 117H61V116H59ZM70 119H72V118H70ZM120 119H121V117H120ZM122 119H123V117H122ZM190 119H191V117H190ZM10 120H12V122ZM60 120H61V118H60ZM60 120H59V122H62L63 121V120L62 121H60ZM130 120L132 121L133 119H130ZM24 123H26L27 125L23 126ZM43 123L46 126H44ZM64 123L62 122V126H63L62 128L63 129L66 126V123L67 122L65 123V126H64ZM132 124H134V123L132 122ZM109 125H110V123H109ZM181 125H183V124H181ZM125 126H126V124H125ZM193 126H191V127L193 128ZM196 126H198V125H196ZM216 126H217V123H215L214 125H211L212 130H214L215 129L214 127H216ZM73 127H75V126H73ZM198 127H199L198 129H201L200 131H202V132H200V131L198 132V130L197 131L195 130L196 132H198L197 133L198 134L197 135V138H199L198 140L196 139V134L195 133L194 134L192 133L193 135H195L193 138H195L197 140L196 141L197 143H198V141L201 142V141H205L206 140L205 142H207L206 143L207 146H209L211 148V149H208V147H207L208 150H212L213 151V149H217V150L218 149H221L220 145L217 143V141H215L216 139L213 138V136L211 135V133L205 127L201 126V124H199ZM79 128H80V126H79ZM129 128H130V126H129ZM131 128H132V126H131ZM166 128H167V126H166ZM73 129H75V128H73ZM194 129H195V127H194ZM190 130H192V129L190 128ZM195 131H192V132H195ZM126 133H129V132H126ZM145 133H143L144 135L139 134V136L142 135V136L145 137ZM160 133L161 134L163 133L164 135H160ZM201 133H203L202 135H204L203 138L202 137H198L199 134H200V136H202ZM139 136H137V139H139ZM94 137H95V135H94ZM126 137H128V135H126ZM144 137L143 138L140 137L142 141H145V140H143V139H145ZM150 137L151 136H149V138ZM188 137H189V134H188ZM83 138H85V137H83ZM132 138L133 137H131L130 140L128 139L130 141V143L127 144L128 146H131V144H132V142H131ZM149 138H146V140H148ZM125 139H126L125 141H127V138H125ZM77 140H75V141H77ZM132 141H134V140H132ZM150 141H152L151 138H150ZM58 142L62 143L65 146V149L67 147V149H66L67 152H66V150H64V151L61 150L62 147H63V145L61 146ZM136 142H138V141H136ZM186 142H188V144H185ZM139 143H142V142L140 141ZM133 144L135 145L134 142H133ZM144 144H146V143L143 142V145ZM151 144H149V145L152 146V149L153 150L156 149V148H153V147H155L153 145L155 143L153 142ZM139 146H142V144L139 145ZM139 146H136V149ZM151 146L149 148H151ZM117 147H119V146H117ZM147 147L148 146H146V147L143 148V149H145V152H146V148ZM1 148H3V149H1ZM74 148H76V147H74ZM129 148H130V151L129 152H131V148H133V147H129ZM15 149H14V151L16 152ZM88 149H90V150H88ZM134 149H135V147L133 148L132 151H134ZM141 150H142V148L139 151L141 152ZM139 151L137 152V154H139ZM115 152L117 153V151H115ZM197 152H199V151H197ZM68 153H70V155H72L73 157L70 158L68 156ZM106 153H108V152H106ZM4 154H5V152H4ZM141 154H144V153H141ZM135 155H136V153H135ZM81 156H83V155L81 154ZM136 156H138V155H136ZM191 156H193V157H191ZM1 157H3V156H1ZM124 158L125 157H123V159ZM243 158H245V156H243ZM133 159H132V162H133ZM12 160L13 159H11V161ZM87 160H89V159H87ZM196 160H197V158H196ZM196 160H195V162H196ZM115 161H116V159H115ZM124 161H125V159H124ZM127 161H128V159H127ZM28 162L29 161H27V163ZM100 162L102 163L101 165H100ZM243 162H244V160H243ZM5 163H6V166H7V162H5ZM9 163H11V162H9ZM116 163H117V161H116ZM127 163L129 164V162H127ZM117 164H120V162H118ZM125 164H126V162H125ZM197 164L199 165L198 162H197ZM231 164L233 165V162ZM234 164H235V162H234ZM247 164H249V163H247ZM11 165H8V167L10 168ZM30 165L31 164H29V166ZM19 166L21 167V164ZM29 166L26 164L25 167H27V169L26 168L25 169L26 170L31 169V171H32L31 173H33V170H32L33 168H30L31 166L30 167ZM121 166L124 167L123 164ZM195 166H197V165H195ZM98 167L100 168V170L102 171L103 174H101L100 170H97ZM127 167L128 166H126V168ZM210 167H211V165H210ZM237 167H236V169H237ZM14 168L16 169L17 167H14ZM14 168H12V170L10 168L9 169L10 172L13 171V173H14V171H17V173H19V169L18 170L17 169L15 170ZM130 169H132V168H130ZM136 169L137 170H141L142 169V165H141V169H140V167L138 169V168H136V166H134V170H136ZM181 169L183 170V173L182 174L180 172ZM190 169H192L193 172L190 171ZM5 170L6 169H4V171ZM9 170H6V171H9ZM36 170H37V168H36ZM114 170H116V169L113 167V171ZM194 170H195L196 173L194 172ZM204 170H205V168H204ZM214 170H216V169H214ZM177 171L180 172L181 176L180 175H176L177 174ZM241 172H243V171H241ZM7 173L4 176L5 179H8L9 178V175H11V173L9 175ZM21 173H23V172H21ZM24 173H25V171H24ZM117 173L115 172V174H117ZM201 173H204V172H201ZM249 173H250V175H252L250 171H249ZM27 174H28V171H27ZM215 174H216V171H215ZM2 175H4V173ZM7 175H8V178H6ZM133 175H135L134 177L136 179L133 178ZM169 175H170V179H171V177L173 175H175L176 177L178 176V178H175V176H174V178H175L174 181H173V178L171 179L174 183L176 182V186H177V187H174L175 185H173V187H174L173 191L169 187L168 188H165L164 187V181L166 180V178ZM103 176H105V178ZM12 178H14V177H12ZM12 178H10V180ZM28 178H29V176H28ZM47 178H45V179L43 178V179L46 180ZM106 178L109 179L108 181L111 182V185H108V183L106 182V180L104 181V179H106ZM226 178H227V176H226ZM226 180H229V179H226ZM226 180H225V182H226ZM3 181H5V180H3ZM47 181H49V180L47 179ZM170 181H168V182H170ZM125 182H127V183H125ZM173 182H171V183H173ZM12 183H13V185H11ZM27 183H28V181H27ZM133 183L131 182L130 184H133ZM0 184H1V182H0ZM4 184H2V185H4ZM112 184L117 188V191H116L115 187L112 186ZM185 184H187V185H185ZM228 184H229V181H228ZM228 184H227V188H228ZM2 185H1V187H3ZM28 185H30V184L28 183ZM39 185L41 186V184H39ZM183 185H184V187H183ZM15 186L18 189L21 188L20 190H22V189H24V190L18 192L17 191L18 189L15 188ZM35 186L36 185H34L33 187H35ZM185 186H188V188H187L188 191L185 189L186 188ZM27 187H30V186H27ZM131 188H132V190H131ZM182 188L185 191H187L188 195L186 194V192H183V189ZM2 190H3V188H2ZM43 190H41V191H43ZM118 190L121 192L120 194L118 193L119 194L118 195L119 197L117 196ZM166 190H167L168 193L166 192ZM181 190H182V192H181ZM52 192H54V193H52ZM105 192L117 204H114L115 202H113L112 199L109 198V196ZM4 194H5V196H4ZM239 194L242 195V196H240ZM43 195H44V193H43ZM140 195H139V197H141ZM176 196H175V198H177L178 200L177 199H174V200L181 201ZM10 197L8 198V201H5V200H7V198L4 200L5 202H7V204H3L5 202H3V201L1 202V199L2 198L0 199V202L4 205L3 206L1 204L0 209L4 212V214L5 213L6 214L8 213L7 214L8 216H9V213H11V211L9 209H11V208L13 209L14 208V206L11 207V208H9V206L14 202L13 201L14 199L12 200L13 201L12 202L10 200ZM37 197H39V196H37ZM131 197H133V198H131ZM148 197L146 199H148ZM62 198L65 201V202L63 201V203L60 201V200H62ZM15 199H18V197L15 198ZM22 199H26V200H22ZM141 199H142V197H141ZM36 200H39L38 202H40V203L37 202L38 205L36 204L38 207L34 204V203H36ZM120 200H122V202H120ZM66 201H67V203H68L69 206L67 204L66 205L64 204V203H66ZM144 201H146V200H144ZM177 201H175V202H177ZM28 202H30V201H28ZM148 202H149V199H148ZM175 202H173V203H175ZM15 203H16V201L14 202V205H15ZM41 203H42V205H39ZM55 203H58V206L59 205L60 206L57 207V204H55ZM150 203H148V204L151 205ZM181 203H183V202L181 201ZM48 204H46V205H48ZM168 204L170 205V203H168ZM63 205H65L67 207L64 209ZM162 205H164V206L161 207ZM171 205L173 206V204H171ZM176 205L178 206L179 204L176 203ZM184 205H186V203H184ZM18 206L15 205L16 208ZM118 206L126 213V215L123 214L122 210ZM39 207H40V209H39ZM60 207H62L64 210L63 209L61 210ZM68 207L71 208V209H68ZM180 207H181V204H180ZM4 208H6L8 210H4ZM42 208L44 209V207H42ZM58 208L61 210V212L63 211V213H61ZM198 208L201 210V212H199L200 215H197V213H196V211H197L196 209H198ZM54 209H56V211ZM57 209L59 210V213H58V210ZM184 209H185V207H184ZM52 210H54V211H52ZM158 210H157V213H158ZM2 211H1V216H3L4 219H3V217H1V216L0 217L4 221L5 220L7 221V219H5L7 215L6 214L5 215L2 214ZM38 211H41V212L39 213ZM53 212L54 213L56 212L55 213L56 214V218H58L59 214H60V216H62V218L59 217L58 219H56L55 218V214ZM153 212H154V210H153ZM164 213L165 212H163V214ZM52 214H54V215H52ZM165 214H167V213H165ZM178 214H179V212H178ZM15 215H13V216H15ZM32 215H33V218L31 219L32 222H33V219H35V217L37 218L33 222L34 224L36 222V225H34L31 222V220H30V218H31ZM185 216H186V214H185ZM221 216H223V218ZM28 217H30V218H28ZM46 217H45V219H47ZM52 217H54L55 219L52 218ZM26 218H28V219H26ZM187 218H189V217L187 216ZM220 218H222V220ZM2 219H0V220H2ZM12 220L15 221V218L12 219ZM26 220H30V221H27V223H26ZM37 220H39V221H37ZM18 222H16V225H17ZM29 222L31 223L30 225H29ZM134 222H135V220H134ZM222 222H224V223H222ZM255 223H256V221H255ZM27 224L30 227L33 224L34 225V229H35L36 226H37V228L34 230V229H30L29 226H28V229H29V231H28V229L26 227ZM135 224L137 226H139L137 222H135ZM140 224H142V223H140ZM223 224L224 225L226 224V225L223 226ZM23 225H25V227ZM184 225H186L187 227L189 226L188 223H186ZM258 226H259V229L261 228V230H262V228H263V231H264V216L261 217V219H259ZM23 227H24V229L26 228L27 231H25L24 229H22ZM190 227H191V225H190ZM2 228H4V230H7L6 228H9V230L4 231ZM253 228H254V226H253ZM1 229L3 230V232L1 231ZM22 230H24L26 233L24 231H22ZM257 231H258V228H257ZM4 232L7 235L3 234ZM129 232H131V234ZM170 232L172 234H170ZM175 232H178L179 233V230L178 231L175 230ZM195 235L193 234V236H195ZM235 239L237 240V242H236L237 244H233L232 243ZM190 240H188V241H190ZM209 240L212 241V243L214 244L215 247H217L218 249H222L221 252L218 251V249H216L214 246H208L209 243L206 245V243ZM141 246L139 245V247H141ZM98 251L101 252L102 256H104L105 259L102 258V256H100V253L98 254ZM145 255L148 256V259H147V256H146V258L143 257ZM160 256L164 259V261L161 260ZM166 258H167V261L168 262L166 261ZM194 259H196V258H194ZM201 259H202V257H201ZM203 260H205V259H203ZM139 261H142V262H139ZM128 264H130V263H128ZM179 264H181V263H179Z\"/></svg>",
    "mask_w": 264,
    "mask_h": 264
},
{
    "label": "built area",
    "instance_id": "3",
    "mask_svg": "<svg viewBox=\"0 0 264 264\" xmlns=\"http://www.w3.org/2000/svg\"><path fill=\"white\" fill-rule=\"evenodd\" d=\"M129 4H131L130 0H122L121 6L127 7ZM124 12H126V10Z\"/></svg>",
    "mask_w": 264,
    "mask_h": 264
}]
</instances>
